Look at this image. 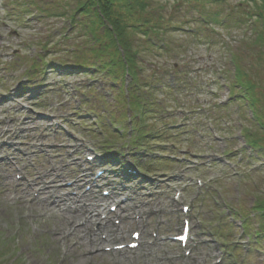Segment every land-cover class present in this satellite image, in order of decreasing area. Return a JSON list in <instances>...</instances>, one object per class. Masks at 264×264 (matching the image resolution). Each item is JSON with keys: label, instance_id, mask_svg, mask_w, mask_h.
Listing matches in <instances>:
<instances>
[{"label": "rangeland", "instance_id": "rangeland-1", "mask_svg": "<svg viewBox=\"0 0 264 264\" xmlns=\"http://www.w3.org/2000/svg\"><path fill=\"white\" fill-rule=\"evenodd\" d=\"M154 1L157 6L164 0ZM11 3L22 9L19 1L0 0V264H218V259L223 260L220 264H264V244L258 248L254 241L259 223L251 218L247 234L241 218L252 214L254 195H264V153L247 145L245 131H255L258 120L235 80L237 73L252 85L264 109V46L256 43V31L251 30L255 6L247 0L217 5L223 16L229 10L237 12L228 28L236 27L204 29L214 46L186 44L187 51H176L175 67H180L179 76L189 92L180 87L175 94L159 97L163 112L154 121L149 119V125H157L162 134L169 126L176 127L169 131L170 138H150L153 147L148 152L122 142L103 146L109 138L104 130L111 128L109 119L119 120L126 107L116 104L115 96L103 83L92 82L90 74L68 75L60 69L69 50H83L84 41L71 24L61 17L38 18L36 9L14 17L17 10ZM36 4H48L57 13L65 2L37 0ZM185 40L184 34L173 37L176 44ZM166 57L159 67H169L170 85L175 59ZM35 64L45 65L28 75ZM90 88L97 97H92ZM123 118L127 125L130 118ZM112 155L120 160L106 166L107 175L101 178L105 184L115 180L122 185L126 164L140 175L109 200L100 196L91 180ZM89 157L94 163L88 162ZM69 182L74 185L68 187ZM59 187L63 197L77 202L65 224L84 225L82 242L79 234L60 233L63 217L54 191ZM81 194L86 201H105L106 207L94 214L91 223L85 210L79 212ZM120 198L128 201L119 208L122 227H114L125 232L124 237L110 241L106 230L92 239L88 230L101 224L99 215H108V207ZM44 199L51 202L50 209ZM182 206L189 207L187 215ZM187 219L197 229L194 235L201 236L188 258L168 240L180 234ZM140 221L145 240L155 241L152 245L144 242L135 252L105 251L130 242ZM96 240L101 242L98 247Z\"/></svg>", "mask_w": 264, "mask_h": 264}, {"label": "trees", "instance_id": "trees-1", "mask_svg": "<svg viewBox=\"0 0 264 264\" xmlns=\"http://www.w3.org/2000/svg\"><path fill=\"white\" fill-rule=\"evenodd\" d=\"M16 1L21 3L23 10L11 3L12 9L17 10L12 12L14 17H18L21 12H29V9H36L35 12L41 18L65 19L71 24L73 32L81 35L77 38L84 41L80 45L83 50L78 47L69 50L68 59L61 65L87 72L93 82L106 86L115 96L113 100L116 104L126 107V114L132 115L133 134L130 142L134 145H139L146 136H157V125H149V119L154 121L156 115L163 112L159 107L163 100L159 97L165 98L175 92V88L166 82L167 75L161 76L162 72L169 69L167 65L159 67L163 57L167 55L170 60L175 59L170 71L173 69V73L178 72L180 67H175L179 57L176 51H187L189 45L186 44L203 46L210 43L214 46L205 36L204 29L213 31L215 28L236 27L228 28L232 24V16L237 15V12L229 10L223 16L224 13L215 9L228 0H164L158 2L157 6L154 0H59L65 4L57 7V13L51 12L48 4H36L37 0ZM247 1L256 8L251 30L256 31V43L264 46V0ZM257 22L261 26L256 25ZM237 25L242 26L239 23ZM176 34H184L187 43H174ZM236 83L245 89L244 97L249 99L259 119L255 131H245L247 145L254 152L264 153L262 100L254 92V87L244 82L241 76L236 75ZM90 89L91 94H97L93 88ZM121 128H124L123 125ZM121 128L116 133L124 140L129 135L126 130L122 133ZM254 196L252 214L243 217L244 228L248 230L250 219L255 215L253 220L259 223L256 246L260 248L264 244V195Z\"/></svg>", "mask_w": 264, "mask_h": 264}, {"label": "bare ground", "instance_id": "bare-ground-1", "mask_svg": "<svg viewBox=\"0 0 264 264\" xmlns=\"http://www.w3.org/2000/svg\"><path fill=\"white\" fill-rule=\"evenodd\" d=\"M36 186H39V184H36ZM55 190V193H57V197H58V203L59 205L61 204V208H60V213L63 217V220L59 223L60 224V227H62V230H61V234L64 235L65 234H70L72 233L73 236H75L76 234L80 235L81 236V242L84 240L85 236H84V228L79 226L77 228H68L65 224V221L67 219H71V215L69 213L70 211V207L72 205L75 206L76 204V201L72 200L71 198H65L61 195V191H63V189H61L60 187L59 188H54ZM44 206L47 208V209H50L52 204L49 202L48 199H44V201H42ZM90 202L89 204L85 202V204H83L82 207H79V212L82 211V210H85L86 214H87V220L89 223H91V221L95 218L94 214L98 212L99 209H103L105 208V201L104 200H100V199H94V201H88ZM53 208V207H52ZM118 234L123 236L124 233L122 231L118 232L114 229H111L110 230V235L108 236V239L111 241L112 239H115L118 237ZM95 240V239H94ZM101 242H99L98 240H96L95 244L96 247H98L100 245ZM84 245H93V243H89V242H85L84 241Z\"/></svg>", "mask_w": 264, "mask_h": 264}]
</instances>
